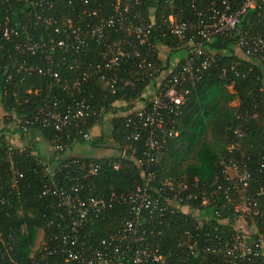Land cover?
<instances>
[{"label":"trees","instance_id":"1","mask_svg":"<svg viewBox=\"0 0 264 264\" xmlns=\"http://www.w3.org/2000/svg\"><path fill=\"white\" fill-rule=\"evenodd\" d=\"M192 1L176 0L180 12L175 9L174 15L188 18L190 15L186 5H190ZM194 1L197 8L201 7L200 0ZM231 1L237 8L242 0ZM26 5L24 0H0V124H15L20 119L22 125L27 126L25 131L21 128L14 129L21 139L34 141L35 138H41L52 144L56 130L53 126L41 123L40 119L35 120L34 116L41 107L66 108L72 105L73 98L77 95L70 88L64 89V81L71 84L78 75L87 71L89 59L97 60L101 56L97 55L95 47L89 55L81 58L64 53L58 48L40 50L36 55L29 56L17 50L15 43L23 41L26 36L47 44L59 38L52 28L46 30L42 23L36 27L28 23L26 27L19 28L17 22L29 10ZM90 6L92 9L99 8V14L103 15L113 11L111 0H90ZM140 9L143 17L150 12L154 16L155 25L151 29L149 40L167 47V63L164 67L167 69L173 58H183L185 49H177V40L168 35L164 28L162 31L159 28L160 11H164L162 0H141ZM73 10L74 5L71 7L62 3L56 4L52 10L44 6L35 12L38 11L42 17L55 14L60 23L62 14L72 17L75 13ZM169 12L165 10L163 13L167 15ZM6 17L10 18L8 26L13 27L17 33L10 34L8 39L4 37L3 31ZM32 18L34 22L35 17ZM237 31L261 36L264 42V0H256L255 7L242 16ZM108 35L111 40L120 37L115 32H109ZM237 39L236 34L227 37L216 35L204 44L206 50L215 55L216 62L204 71L201 80L192 88V93L181 107L180 115L173 117L177 135L168 138L156 156L153 167L155 185L168 181L175 184L187 182L190 190L184 193L191 191L198 194L196 199L187 204L180 203L181 208L170 207L161 217L156 215L143 220L146 239L158 244L166 264H223L217 257L203 256L200 249L193 254L187 249L188 243L194 240L201 247L232 233L231 211L222 193L216 190L221 160L243 158L250 163L255 176H264V166H260L264 165V51L244 55L245 58H242L236 52ZM21 64L34 70L30 75L14 71ZM38 68H42L44 72L49 69L57 71L61 81H56L47 73L38 74ZM87 92L93 93L97 116L90 118L81 128L84 132H89L93 127L100 126L107 120L106 116L110 115V129L88 140L72 134L66 150H70L74 143H89L94 148L113 144L115 148H120L121 140L127 133L123 113L132 110L135 99L147 101L151 91L137 84L134 89L111 95L91 83ZM143 93L144 96L141 97ZM234 100H238L236 107L231 105ZM118 102H122L125 107H118ZM30 118V125L24 123ZM236 129L243 132L240 139L235 136ZM4 130L8 131L1 127L0 226L4 235H11L9 239L5 237L7 248L10 247L9 257L24 260L33 251L41 231L51 228L47 218H54L51 212L59 208L52 194L43 195V189L50 186V180L44 172L46 158L39 152L36 143L32 142L31 148H22L21 152L13 149V158L10 160L7 150L9 143L4 138ZM138 154L139 147L133 156ZM58 156L52 154L48 158L51 166L72 159L70 156ZM74 157L76 160L101 164L97 173L88 174L86 178L74 173L77 179L72 183L81 184L82 196L111 192L120 194L133 190L142 180V168L133 166V161H124L132 164V167L124 165L115 170L108 164V157ZM112 159L117 161L118 157ZM11 161L23 173V177L16 183L13 182ZM71 175L67 169H63L56 172L53 178L60 186L69 187L72 183L67 176ZM193 183L197 184L196 189L193 188ZM258 187L259 184L255 182L254 188ZM200 190H204V195L198 193ZM203 199L208 200L206 204L202 203ZM126 218L127 213L123 207H111L103 216L87 223L83 233L90 241L96 242L117 231ZM9 257L5 259L6 264H14ZM241 264H264V261L260 258L256 261H243Z\"/></svg>","mask_w":264,"mask_h":264},{"label":"built area","instance_id":"2","mask_svg":"<svg viewBox=\"0 0 264 264\" xmlns=\"http://www.w3.org/2000/svg\"><path fill=\"white\" fill-rule=\"evenodd\" d=\"M24 1L29 10L23 14L17 26L23 28L31 23L36 27L42 23L46 30L52 28L59 38L47 44L26 36L23 41L15 43L17 50L29 56L36 55L40 50L58 48L81 58L89 55L95 47L97 55L101 56L97 60L89 59L87 71L78 75L71 84L64 81V89L70 88L77 95L72 105L66 108L41 107L34 116L35 120L40 119L41 123L56 130L50 156L67 151L72 134L90 139V131L84 132L81 128L86 121L97 116L93 93L87 92L89 84L105 89L111 95L134 89L137 84L151 89V93L147 101L140 98L134 100H140L137 109L123 113L127 133L118 147V155L108 156V164L115 170L124 165L132 167V164L124 161H133V166L142 168L140 184L120 194L111 192L82 196L81 184L72 183L77 179L75 175L81 174L86 178L88 174L97 173L101 164L72 157L68 162L51 166L48 162L50 156L47 157L44 172L49 176L50 186L44 187L43 195L52 194L59 208L51 212L54 218H47L51 228L41 231L28 259L20 260L9 257L10 247L7 248L5 237L9 239L11 235H4L0 226V246L3 248H0V264H6L7 257L14 264H166L158 244L146 239L143 220L156 215L161 217L170 207L181 208L180 203L187 204L198 194L191 191L184 193L190 190L187 182L175 184L168 181L155 185L153 167L157 153L168 138L177 135L173 117L180 115L192 88L201 80L204 71L216 62L215 55L204 47L205 43L216 35L227 37L236 34V48L243 55L264 51L261 36L237 31L242 16L255 7L256 0H242L237 8L231 0H200L201 7L197 8L193 0L186 5L190 15L188 18L174 15L175 9L180 12L176 0H162L164 11L170 12L165 15L164 11H160L159 28L161 31L164 28L168 35L177 40V49H185L183 58H173L167 69L164 68L167 47L149 40L155 19L152 12L146 17L141 15V0H111L113 11L106 15L99 14V8L92 9L90 0ZM62 3L71 7L74 5L75 13L72 11V17L62 14L60 23L55 14L42 17L38 11L35 12L44 6L52 10L56 4ZM32 16L35 17L34 22ZM9 23L10 18L6 17L3 26L6 39L12 33L17 34L13 27L8 26ZM109 32H115L120 37L111 40ZM33 70L21 64L14 71L30 75ZM37 73H47L56 81H61L57 71L49 69L44 72L38 68ZM24 123L30 125L32 119ZM22 124L19 119L14 126L27 130V126ZM235 136L240 139L243 132L236 129ZM137 147L140 154L134 157ZM13 149L22 151V147L8 144L10 160ZM113 157H118V160H113ZM219 164L221 170L216 177V190L222 193L231 211L232 233L201 247L194 240L188 243L187 249L191 254L200 249L203 256L212 255L223 264H241L260 258L264 261V176H255L250 163L243 158L231 157L221 160ZM63 169L72 173L70 177L67 176L72 183L69 187L60 186L53 178L56 172ZM11 171L14 183L23 177L12 161ZM255 182L259 184L258 188H254ZM192 186L194 189L198 187L196 183ZM198 193L204 195V190ZM207 201L203 199L202 203L206 204ZM115 206L123 207L127 213L121 227L106 238L90 241L83 233L84 226ZM241 223H246L248 227Z\"/></svg>","mask_w":264,"mask_h":264},{"label":"rangeland","instance_id":"3","mask_svg":"<svg viewBox=\"0 0 264 264\" xmlns=\"http://www.w3.org/2000/svg\"><path fill=\"white\" fill-rule=\"evenodd\" d=\"M236 52L238 53V55L242 58H245L244 55L241 53V51L236 48ZM166 59V54H165V58ZM148 90L151 91V89L148 88ZM231 90V87H230ZM140 100H136L133 102V108L132 110L137 109L140 104H139ZM231 105L236 107L238 105V100H234L231 102ZM118 107H125L124 104L122 102H118L117 103ZM123 112V111H122ZM121 113V112H120ZM122 114V113H121ZM110 115L106 116V119L99 127L95 126L90 130V139L91 138H95L98 137L102 131H109L110 129ZM4 128V129H8L4 130V138L6 140L7 143L13 145L14 147H22L24 149H26L27 147H32L33 143H36L37 148L39 150V152L45 157H49L50 153L52 151V144L42 140L41 138H35L34 141H29V139H21L19 137V135L14 131L15 126L14 123H7V124H0V129ZM119 153V149L115 148L113 146V144H107V146H102L100 148H94L92 146L89 145V143H74L71 147L70 150H67L63 155H59L63 156V157H69L71 154L80 156V157H90V158H102V157H108V156H116ZM68 155V156H67ZM171 182V181H170ZM242 225L246 226V223H241ZM248 227V226H246Z\"/></svg>","mask_w":264,"mask_h":264},{"label":"crops","instance_id":"4","mask_svg":"<svg viewBox=\"0 0 264 264\" xmlns=\"http://www.w3.org/2000/svg\"><path fill=\"white\" fill-rule=\"evenodd\" d=\"M99 127V126H98ZM75 155L74 154H71L70 157H74Z\"/></svg>","mask_w":264,"mask_h":264}]
</instances>
